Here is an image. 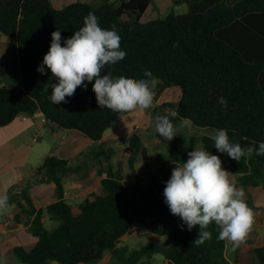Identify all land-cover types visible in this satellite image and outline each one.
<instances>
[{"label":"trees","instance_id":"1","mask_svg":"<svg viewBox=\"0 0 264 264\" xmlns=\"http://www.w3.org/2000/svg\"><path fill=\"white\" fill-rule=\"evenodd\" d=\"M152 1H77L56 9L50 0H0V34L17 40L23 82L22 89L0 82V127L20 115L41 112L58 129L79 131L96 146L102 145L111 124L127 114L99 108L88 82L87 89L78 87L72 97L66 98L68 103L54 105L49 100L50 70L46 69L45 75L37 71L49 50L52 32L59 29L63 39L69 38L92 12L101 28L111 30L115 25L121 37L120 48L126 52L125 58L107 66L105 73L154 80L153 91L180 89L178 102L153 109V123L157 115H169L174 128L187 120L212 135L215 129H225L230 142L239 143L245 151L258 147L264 142V0H185L187 13H170L143 23L141 17ZM144 71H150L151 77H145ZM219 97L227 101L226 109L217 103ZM172 111L177 113L175 117L170 115ZM175 133L171 141L157 134L172 145L173 157L166 166L158 156V176L148 169V186L135 173L137 156L144 161L146 158L140 138L133 135L123 150L133 179L125 182L119 168L108 165L104 169L100 160L97 175L102 193L92 192L75 206L65 200L63 185L64 178L74 170L67 160L47 157L37 173L43 171L55 184L56 201L36 208L25 189L8 200L19 209L16 221L24 219L37 239L14 247V257L23 264H93L110 253L117 264H141L143 259L158 254L168 264H264V246L237 253L230 261L226 242L217 239L214 224L207 229L211 239L200 246L193 244L200 231L198 225L191 231L186 225L181 229L182 221L171 214L163 196L172 169L187 156L186 152L179 155L178 145L183 139ZM197 139L202 150L220 156L222 167L232 173L237 187L264 185V155L253 153L238 162L218 152L209 135L192 137L188 153ZM112 155V149L95 153L96 158L104 157L108 162ZM45 218L61 223L49 232ZM136 226L163 237L165 242L130 252L119 248L120 239Z\"/></svg>","mask_w":264,"mask_h":264},{"label":"clouds","instance_id":"2","mask_svg":"<svg viewBox=\"0 0 264 264\" xmlns=\"http://www.w3.org/2000/svg\"><path fill=\"white\" fill-rule=\"evenodd\" d=\"M62 39L59 29L52 32L49 50L37 68L41 75L46 74V69L50 70L51 103H68L66 98L72 97L78 87L87 89L85 82H88L92 84L99 108L125 114L153 107L154 80L113 77L110 72H104L107 66L115 65L126 56L120 48L121 37L115 25L111 30L103 29L99 26L98 17L89 12L83 19V27L63 39V44ZM151 75L150 71H144L145 77ZM217 103L227 108L223 97H219ZM170 115L175 117L177 113L172 111ZM154 127L168 141L176 136L169 115H157ZM213 131L214 148L233 160L239 162L244 156L251 158L253 153L264 155V142L245 151L239 143L230 142L225 129ZM230 175L232 173L222 167L220 156L194 149L188 153L186 162L172 169L165 182L164 202L171 214L182 221L181 229L186 225L191 231L199 226L198 237L193 241L196 246L211 239L212 233L207 229L212 224L217 227V239L225 241L232 251L246 241L252 230L253 210L244 199L243 187L238 188L230 180ZM9 208L7 195L0 196V212H7Z\"/></svg>","mask_w":264,"mask_h":264},{"label":"rangeland","instance_id":"3","mask_svg":"<svg viewBox=\"0 0 264 264\" xmlns=\"http://www.w3.org/2000/svg\"><path fill=\"white\" fill-rule=\"evenodd\" d=\"M85 1L90 4H96V2L93 0H85ZM154 8L155 7L151 9L153 11H151L150 12L151 14H149L150 15L149 17H151V19H163L170 13L185 14L188 12V5L184 0H179L177 4L175 5L173 4L170 8H168L167 10L161 13H159L157 9ZM147 19L148 16H146L142 21H145ZM180 95H181V91L176 87H167L162 91L156 88L154 90V100H153L152 108L143 111L127 113L126 115H122L119 118H117V120H115L111 124L110 128L105 133L106 136L118 130L120 128L119 123L122 121L126 122V127H131V128L125 131L124 133L120 134V136L118 137L108 138L102 145L97 144L93 148H88L85 151V153L80 156L78 161H76L75 164L71 167L74 171H70V173H68L69 177L80 178L81 180L86 179V181H84L86 185L83 188L82 187L71 188L68 190L67 192L68 195H66V197L69 198V201L70 199L72 200L73 198H75L72 201V206H75L77 202L82 201L91 192L102 193L100 181L97 175L98 169L100 168L99 166L100 160L105 166L104 169H106L108 165L113 166V168L115 169L119 168V170H121L122 174L124 175L125 182H129L133 179V171L129 168L127 159L123 156V150L128 146L129 141L133 135H138V137L140 138L142 149L144 151L146 158V160L144 161L143 157L141 155H138L135 160V171H136L135 173H137L143 179V183L145 186L149 185V178L147 174L148 169L154 174V176H158V168H159L158 156H162V161L166 166L170 164L171 159L173 157V147L171 144L162 141L157 136L158 133L156 132L154 127L152 114H153V109L158 108L163 103L178 102ZM175 131L178 132L183 139L181 141L182 144L178 145L179 155L181 156L185 152H186L185 154L187 155L183 163L186 162L188 159V152L186 150L190 145L189 142L192 137L200 138L203 135L212 136V133L209 130L194 127L187 120H182L175 128ZM50 132L51 131H49V133ZM55 132L59 133L58 136L62 138L61 140L62 142H66L67 140L70 139L71 132L69 130L55 129ZM58 136L47 137L45 139V137L42 135V139L39 142L35 143L36 147L33 154L31 155V159L29 163L35 165L36 163L35 161H37L38 153L43 154V152L45 153L47 149H50L51 147L59 146L60 139H58ZM40 142L42 143L40 144ZM79 144L83 145L82 143ZM100 149L113 150V155L111 156L109 162L106 161L104 157L99 159L95 157V153ZM194 149H202L198 139H197V143L194 146H192V151ZM78 167L80 169L78 171L75 170ZM40 175L42 178H46L43 171L41 172ZM34 176L39 177L36 172ZM232 178H234L233 175H230L231 181ZM233 180L234 181L232 182L234 183L235 179ZM26 181L27 180H25L24 182ZM41 181L42 180L37 179L36 184L33 186L34 197L38 198L39 193L42 192L40 190L43 189L44 191L50 194L47 198L43 200V204H48L50 202H53L56 197V194L55 191L52 190L51 187L52 184L46 182L41 185V183H39ZM25 185L26 187L29 188L30 183H27ZM37 187H42V189L40 188V190L39 189L37 190L36 189ZM243 189L245 191L244 199L248 204V206L253 210V213L255 214L252 230L249 233L246 241L242 243L239 247L242 250L247 251L255 247L264 246V185L261 184L260 186L255 188L243 187ZM13 206L10 207L12 208ZM16 209L18 210L17 207ZM10 221H12V224L10 225L11 228L18 225L13 218ZM60 223L61 222L59 220L48 219L47 221H45V228L49 232H51ZM26 225L27 224L25 223L24 226L27 227ZM25 230L26 229L24 228V234H26ZM16 235L18 236L19 233ZM21 235L23 237H21L20 239L18 238V240H16L17 242L20 243L29 242V240L24 238V235L22 233ZM164 242L165 239L163 237L153 235L149 231L143 228H136V229H132L125 237L120 239L118 247L122 249L125 248L128 252H130L132 250H138L143 246L159 244ZM16 244L18 243H15L14 245ZM9 246L0 250L3 252L4 255V257L0 258V264H20V262L13 256L11 250L8 249ZM228 246L230 245H227L226 255L229 258L230 254H234V252H230L228 250L229 249ZM106 254L107 257L105 261H103L104 264H117L116 259L110 253H106ZM229 259L230 261H232L233 257L231 256ZM49 264H58V262L51 261ZM141 264H168V263L163 258V256L157 254V255H153L150 259H143Z\"/></svg>","mask_w":264,"mask_h":264},{"label":"crops","instance_id":"4","mask_svg":"<svg viewBox=\"0 0 264 264\" xmlns=\"http://www.w3.org/2000/svg\"><path fill=\"white\" fill-rule=\"evenodd\" d=\"M50 1L56 9H62L65 6L70 5L77 1L87 3L85 0H50ZM93 1H95L96 4L98 3V0H93ZM178 1L179 0H176L177 3ZM173 4L175 5V0H153L152 3L149 5L148 9L142 15L141 22L146 23L151 20H154L151 19V17H149L150 16L149 14H151L150 12L153 11L151 10L153 7H155L159 13H161L167 10L168 8H170ZM146 16H148V19L142 21ZM0 82L2 85L9 88H15V89L23 88L22 76L19 65V52H18L17 40L15 37H6L1 34H0ZM119 127L120 128L118 130L110 133L108 136L104 135L102 140L103 143L108 138L118 137L120 136V134L124 133L125 131L131 128V127H126V122L124 121L119 123ZM55 129L58 128L52 125L51 123L41 124L39 120L35 118H27L24 120L23 115L16 117L10 124L4 127H0V196L7 195L9 200L11 195L16 194L18 196L19 194H21L22 190L25 189L28 190L29 196L36 208H44L47 205L56 201V197H55L53 202H50L48 204H43V200L47 198L50 194L44 191L42 187L36 188L37 190L38 189L40 190L41 188L42 190L40 191L42 192L39 193L38 198L34 197L33 186L36 184L37 179L42 180L41 182H39L41 183V185L46 182L51 183L52 190L55 191V184L47 177L42 178L41 175L37 173V169L44 163L47 157H56L58 159L67 160L69 165L72 167L88 148L94 147V144L92 143L91 140H89L82 133L76 130H69L71 132L70 139L67 140L66 142H62L61 141L62 138L58 136L59 133L55 132ZM49 131L51 132L49 133ZM42 135L45 137V139L47 137L58 136V139H60V145L47 149V151H45V153L43 152V154L38 153L37 161H35L36 162L35 165H32L31 163H29V161L31 159V155L35 150L36 147L35 143L39 142L42 139ZM41 143L42 142H40V144ZM79 143H82L83 145H80ZM35 172L38 174L39 177L34 176ZM233 179L235 178H232V181H234ZM25 180L27 181L24 182ZM84 181H86V179L81 180L80 178H73L69 176L64 178L63 180L64 191H65L64 197L69 204H72V201L75 198H73L72 200L70 199L69 201V198L66 197V195H68L67 194L68 190L71 188H81V187L83 188L86 185ZM27 183H30L29 188L26 187L25 185ZM80 202H77V204ZM9 205L10 206L14 205V206L12 208L10 207L7 212H0V250L10 245L8 249L11 250L12 252L14 247L32 244L36 242L37 239L34 236H32V234L30 233L29 224H27V222L24 219L20 222L16 221L15 215L19 212V209L18 210L16 209L17 205L15 203L13 204L9 203ZM12 218L18 224L13 228L10 227V225L12 224V221L10 220ZM47 220H48L47 218L44 219V225H45V221ZM25 223L27 224L26 225L27 227L24 226ZM24 228L26 229L25 230L26 234H24ZM136 228H141V227L136 226L133 229ZM18 233L19 235L17 236L16 234ZM21 233L24 235L25 239L29 240V242L20 243L16 241L18 240V238L20 239L21 237H23ZM15 243L18 244L14 245ZM228 248L230 252H234V254H230L229 258L231 256L234 257V255L237 253L244 254L248 251V250L244 251L241 248H237L235 251H232L231 246H228ZM2 257H4V255L3 252L0 251V258ZM106 257L107 254H105L103 259L93 264H104L103 261H105ZM20 264L23 263L20 262Z\"/></svg>","mask_w":264,"mask_h":264},{"label":"built area","instance_id":"5","mask_svg":"<svg viewBox=\"0 0 264 264\" xmlns=\"http://www.w3.org/2000/svg\"><path fill=\"white\" fill-rule=\"evenodd\" d=\"M27 118H35L38 119L41 124H47L49 123L48 120L45 118V116L41 112H35L32 115H23V119Z\"/></svg>","mask_w":264,"mask_h":264}]
</instances>
